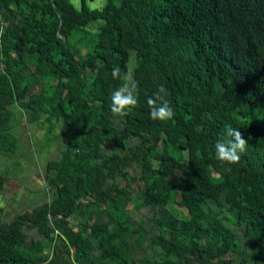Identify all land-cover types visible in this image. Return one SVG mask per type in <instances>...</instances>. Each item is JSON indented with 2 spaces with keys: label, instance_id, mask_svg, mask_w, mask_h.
<instances>
[{
  "label": "trees",
  "instance_id": "obj_1",
  "mask_svg": "<svg viewBox=\"0 0 264 264\" xmlns=\"http://www.w3.org/2000/svg\"><path fill=\"white\" fill-rule=\"evenodd\" d=\"M94 1L0 0V160L23 114L60 147L46 200L0 207V264H264V0ZM114 67L138 86L124 116ZM161 86L167 121L146 102ZM229 125L235 164L215 154Z\"/></svg>",
  "mask_w": 264,
  "mask_h": 264
},
{
  "label": "rangeland",
  "instance_id": "obj_2",
  "mask_svg": "<svg viewBox=\"0 0 264 264\" xmlns=\"http://www.w3.org/2000/svg\"><path fill=\"white\" fill-rule=\"evenodd\" d=\"M104 3L105 0H95L93 5L98 6ZM92 27H95V25ZM132 72L133 64L131 60L129 63V74ZM13 110L15 113L18 111L17 108ZM245 112L247 114L245 119L251 124L257 126L262 124L263 118L261 110L249 108L246 109ZM25 118L26 115L23 114L20 125L15 129L19 137L20 147L18 155L11 160H0V173L8 171L12 176L10 177L6 190L0 192V203L3 204L5 209L3 219L6 221L10 220L16 213L31 209L46 200L43 188L45 187L44 166L46 162L54 158L60 150L58 143L54 142L50 144L46 141L43 131L39 128L33 127V130L30 131L27 126L24 125ZM32 133L33 135H31ZM29 145H31V147ZM22 151L25 152L23 157ZM14 161L21 162V170L18 169L17 166L12 165ZM170 209L180 214L173 205L170 206ZM185 214L186 212L182 211L180 215L185 216Z\"/></svg>",
  "mask_w": 264,
  "mask_h": 264
},
{
  "label": "clouds",
  "instance_id": "obj_3",
  "mask_svg": "<svg viewBox=\"0 0 264 264\" xmlns=\"http://www.w3.org/2000/svg\"><path fill=\"white\" fill-rule=\"evenodd\" d=\"M111 75L113 79L125 81L111 94L112 113L124 116L127 111L139 106L138 97L135 94L138 86L135 82L129 83L128 78L121 75L119 67H114ZM166 95V89L161 86L157 92L147 98L146 102L150 109V117L153 120L167 121L174 117L175 112L166 99ZM225 134L230 139L218 140L215 144V154L218 160L227 164H235L239 162L241 154L246 151L248 142L242 137L239 129L230 125L226 126ZM2 206L3 204L0 203V207Z\"/></svg>",
  "mask_w": 264,
  "mask_h": 264
}]
</instances>
